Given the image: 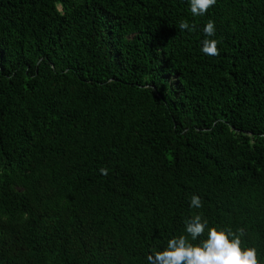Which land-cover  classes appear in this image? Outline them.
<instances>
[{
    "label": "trees",
    "instance_id": "1",
    "mask_svg": "<svg viewBox=\"0 0 264 264\" xmlns=\"http://www.w3.org/2000/svg\"><path fill=\"white\" fill-rule=\"evenodd\" d=\"M196 213L264 264V0H0V264H148Z\"/></svg>",
    "mask_w": 264,
    "mask_h": 264
},
{
    "label": "clouds",
    "instance_id": "2",
    "mask_svg": "<svg viewBox=\"0 0 264 264\" xmlns=\"http://www.w3.org/2000/svg\"><path fill=\"white\" fill-rule=\"evenodd\" d=\"M193 17L203 16L216 4V0H189ZM179 30H191L195 25L186 21L179 23ZM206 37L216 33L215 22L209 20L203 28ZM201 51L207 56L220 54L218 41L204 39ZM104 176L109 174L107 168H101ZM193 209L203 207L199 196L190 198ZM247 233L243 227L233 230L227 228L209 227V221L202 214L196 213L186 221L184 234L170 238L163 250L148 254V264H261L257 250L254 247H244ZM199 241V243H194Z\"/></svg>",
    "mask_w": 264,
    "mask_h": 264
}]
</instances>
